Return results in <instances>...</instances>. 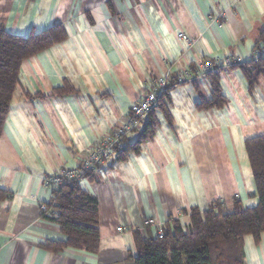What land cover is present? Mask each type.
<instances>
[{"label": "crops", "instance_id": "obj_1", "mask_svg": "<svg viewBox=\"0 0 264 264\" xmlns=\"http://www.w3.org/2000/svg\"><path fill=\"white\" fill-rule=\"evenodd\" d=\"M1 25L20 36L60 26L66 37L24 60L0 134V264H133V232L157 234L150 219L163 225L175 217L188 226L184 210L192 207L257 204L245 141L264 134V77L251 92L236 67L221 73L223 107L198 106L200 96L211 95L205 75L174 85L165 99L169 117L156 113L154 136L126 160L111 159L93 179L81 180L98 200L97 253L43 245L66 239L42 216L51 200L45 177L77 168L126 121L154 78L205 57L256 58L264 51V41L256 47L264 0H0ZM138 135L131 132L128 142ZM244 249V264H264V232L259 241L245 235Z\"/></svg>", "mask_w": 264, "mask_h": 264}, {"label": "trees", "instance_id": "obj_2", "mask_svg": "<svg viewBox=\"0 0 264 264\" xmlns=\"http://www.w3.org/2000/svg\"><path fill=\"white\" fill-rule=\"evenodd\" d=\"M65 37L66 32L60 26H53L41 32L32 30L27 36L17 35L0 26V134L24 60ZM263 41L264 30L257 42L258 50L261 49ZM236 67L243 70L252 92L259 78L264 77V51L260 50V54L250 61H239L208 71L205 76L211 82V95L200 96V108L223 107L227 103V98L221 90V73ZM197 80L198 78H195L191 81ZM182 82L179 81V72L170 73L168 84L157 106L142 121L141 128L136 129L139 133L136 140L128 142L126 136L123 145L116 148L111 159L126 160L131 152L139 151L141 146L154 136L159 126L156 113L163 112L169 117L165 99H168L173 86ZM66 91L64 88L55 89V92ZM245 148L256 184L252 196H257V204L249 206L237 199L234 210L229 211L217 200L203 212L196 207L184 210L191 216L188 226H183L178 218H168L163 224L161 236L151 232L145 236L135 230L133 234L136 255L132 258L133 264H244L245 235L252 234L259 241L261 233L264 232V134L246 139ZM104 163L91 169L84 167L81 162L77 167L80 170L78 176L64 177L57 188L49 189L51 200L42 204V216L57 222L66 239L46 240L43 244L46 248L53 251L84 250L91 254L98 252L101 241L98 200L95 195L84 189L80 182L93 179L95 172ZM147 225L150 226L149 223Z\"/></svg>", "mask_w": 264, "mask_h": 264}, {"label": "built area", "instance_id": "obj_3", "mask_svg": "<svg viewBox=\"0 0 264 264\" xmlns=\"http://www.w3.org/2000/svg\"><path fill=\"white\" fill-rule=\"evenodd\" d=\"M178 37L186 41H190V37L184 32H180ZM235 56H227L224 58H208L205 57L197 61L192 67L179 72V81H191L195 78L206 75L211 69L217 67H225L239 62ZM168 84V76L154 78L150 88L143 93L132 105L131 113L126 121L119 127L112 129L110 132L103 135L98 143L83 157L82 162L86 168H95L97 164L109 161L115 153L117 147L123 145V139L136 129H140L142 121L148 113L157 106L160 96L165 91ZM80 174L77 168L62 167L59 170L48 174L44 179L46 188H57L63 181L64 177H76ZM149 224L155 225L157 235L163 234V225L155 224L152 219L148 220ZM119 231L122 227L118 228Z\"/></svg>", "mask_w": 264, "mask_h": 264}]
</instances>
